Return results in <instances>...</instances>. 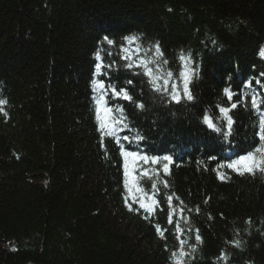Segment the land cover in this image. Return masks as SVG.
I'll return each instance as SVG.
<instances>
[{
  "label": "trees",
  "instance_id": "trees-1",
  "mask_svg": "<svg viewBox=\"0 0 264 264\" xmlns=\"http://www.w3.org/2000/svg\"><path fill=\"white\" fill-rule=\"evenodd\" d=\"M132 34L141 39L127 47L143 57L159 42L174 83L179 56L190 55L192 101L178 104L124 67ZM261 49L264 0H0V264H173L197 229L202 243L186 264H264V173L219 168L258 144L257 113L233 109L228 139L202 120L228 106L225 87L238 93L251 80L245 91H260ZM98 50L115 61L103 75ZM94 79L144 104L107 92L106 106L127 117L115 139L101 138ZM122 150L171 155L169 174L163 162L129 160L126 189ZM141 196L158 202L151 215L133 202Z\"/></svg>",
  "mask_w": 264,
  "mask_h": 264
},
{
  "label": "snow or ice",
  "instance_id": "snow-or-ice-1",
  "mask_svg": "<svg viewBox=\"0 0 264 264\" xmlns=\"http://www.w3.org/2000/svg\"><path fill=\"white\" fill-rule=\"evenodd\" d=\"M140 36L137 34H132L129 36H125L123 38L124 44L120 46L121 60L127 61L124 67L128 69L138 68L142 70V73L147 77V82L150 84L151 88L155 92H163L171 97V99L176 103H181L182 100L192 101L194 99L191 90L189 88V84L191 82L192 76L195 74V69L191 68L190 61L191 57L186 55H180L179 60L181 61V70L178 73L179 83H174L173 76L174 73L169 70H161L162 65H166L169 62L167 59H164V54L161 51L159 42H156L153 45V49H150L153 53L154 58H148L140 56L141 48L137 46L135 49H130L127 45H131L140 41ZM104 40L107 42V45H114V41L109 39L107 36L104 37ZM215 43V41H213ZM107 55L111 56L112 53L108 52ZM259 55L264 58V49H261ZM96 70L97 73L103 75V70L105 68H112L115 65V61L112 63L105 65L103 63V59L101 56V51L98 50L96 53ZM155 67H152V66ZM264 76V73L261 74ZM129 85L132 81L127 82ZM93 90L95 91L97 87L100 88V95L96 98V114L97 119L99 121V130L101 131V138L103 139L105 136L111 137L115 139L117 132V127H128L125 121L127 117L124 115L123 108H113L106 106L108 101L106 99V94L110 90L111 95L117 99H124L126 101L132 102L136 105L138 109L143 110L144 104L143 102L133 100V97L130 95L128 88H119L113 84H109L106 88L103 80H93ZM256 85H259L260 91H252L249 95L245 90L252 89L253 82L251 80L245 81L241 90L238 93H234L230 87H225L223 89V96L226 98L228 102V106H224L223 104H218L216 107L219 112V116L215 119L208 114H205L202 118L203 123L207 126V128L211 129L213 132L222 134L225 139H228L232 135L234 120L232 118V110L236 109L239 106L251 107L253 111L257 113L258 122H257V132L255 136L257 137L258 144L250 148L244 154L237 156L235 159H232L230 162L226 164H220L219 168H228L232 171L237 172L240 175L247 174H255L256 172L264 173V82L261 80L255 81ZM182 85V86H181ZM237 96L238 98L234 101L233 97ZM7 104L5 99H0V111H3L2 106ZM4 115H7L5 112ZM219 120L222 123L217 124L215 121ZM124 140H130L128 136L123 137ZM137 140H142L143 137L137 135ZM121 156L124 159V174H125V188L129 187V177L132 175L129 172V160L132 161L133 164L139 162H143L144 164L156 165L158 163L163 162V172L165 175L169 174V165L173 162V157L171 155H164L162 157L159 156H149L147 153L133 152L128 150H122ZM210 159H215V157H210ZM159 169L156 171V176H159ZM145 175H150L145 172ZM223 178V176L221 177ZM134 179V178H133ZM165 187H168L167 180L163 181ZM155 187V184H153ZM139 190V189H138ZM142 191V190H140ZM127 203V197L125 198ZM167 200L171 202L172 196L167 197ZM133 202L139 203V207L144 209L149 215H151L155 210V203L149 204L144 196H141L139 201L135 198ZM182 203V202H181ZM129 210H138L133 209L129 205ZM198 211V209H197ZM183 213V209L181 210ZM169 222L171 219L169 218ZM158 234H162L163 230L159 224L156 226ZM191 231V229H189ZM177 232H182L179 225H177ZM195 241L196 244L190 245L191 251H186L184 245L186 241H182L179 247V258L177 257V252H172L173 264H186V257H193V253L197 251V245L202 243L201 236L199 235V230H195ZM236 246L239 247V241L236 242ZM221 259H224V253L221 254Z\"/></svg>",
  "mask_w": 264,
  "mask_h": 264
}]
</instances>
